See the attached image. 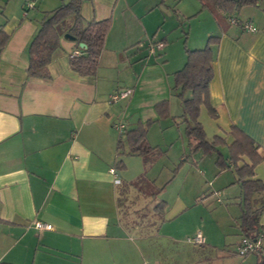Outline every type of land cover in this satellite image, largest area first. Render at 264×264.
<instances>
[{
  "label": "crops",
  "instance_id": "0c3cea01",
  "mask_svg": "<svg viewBox=\"0 0 264 264\" xmlns=\"http://www.w3.org/2000/svg\"><path fill=\"white\" fill-rule=\"evenodd\" d=\"M24 1L0 10V25L9 35L0 51V264H159L149 256L141 228L134 221L123 223V197L142 193L135 180L124 178L123 156L125 166H116L120 132L156 119L155 104L167 99L170 116L155 120L148 132L155 125H176V135L170 141L166 133V139L185 153L172 73L184 64L186 49L200 48L209 35L218 34L209 85L217 111L215 118L208 115L216 124L213 135L233 124L264 150V0L236 15L255 31L230 22L223 28L201 0L191 1L192 12L182 6L178 18L209 15L204 29L194 36L186 33L185 42L176 31L170 36L178 20L172 0H83L85 21L110 19L97 71L83 76L70 68L69 57L78 46L63 34L46 78L27 76L28 45L42 11L67 0H36L30 12L24 11ZM141 42L146 49L149 43L163 46L143 57L137 54ZM127 68L132 77L123 74ZM124 88L132 89L128 97L110 100L111 93ZM148 132L150 145H164ZM254 169L264 180V160ZM179 201L178 208L165 206L163 218L181 209ZM34 220L51 228L37 229ZM259 222L264 226V211Z\"/></svg>",
  "mask_w": 264,
  "mask_h": 264
},
{
  "label": "trees",
  "instance_id": "16d2710c",
  "mask_svg": "<svg viewBox=\"0 0 264 264\" xmlns=\"http://www.w3.org/2000/svg\"><path fill=\"white\" fill-rule=\"evenodd\" d=\"M260 0H201L202 6L210 9L216 19L237 17L239 10L245 5L257 4ZM83 0L62 1L54 8L42 11L36 19L38 28L28 45V77L46 78L49 76L48 65L53 50L58 46L63 34H71L80 51L69 57L70 68L79 75H94L99 64V56L103 50L105 37L110 27V19L85 21L81 15ZM23 3L24 11L30 8ZM35 7V5H34ZM0 13H3L0 11ZM230 22V21H229ZM186 35V31H184ZM9 35L0 25V51L5 46ZM220 35H209L204 46L186 49L184 64L175 70L171 92L178 98L182 108L181 118L185 122L188 154L200 151L203 154H214L215 164L219 172L231 169L234 172L233 183L238 185L237 205L240 208L238 228L240 241L246 237L251 240L260 239L264 248V226L260 217L264 211V180L256 176L255 166L264 160V150L243 130L231 125L223 134H215L208 138L200 121L202 107L211 118L217 111L211 103L209 85L213 78L214 46ZM83 43L84 47H79ZM156 119L139 122L135 127L120 132L116 144V166H125L122 156H140L144 163L151 164L161 155L159 146L150 145L146 138L150 125L158 119L170 116L168 100L155 104ZM158 190V191H157ZM162 190L156 189L154 194ZM166 202L159 200L154 208L160 216L164 215ZM204 244V243H203ZM257 255L256 264H264V251L252 252ZM250 253H246V256Z\"/></svg>",
  "mask_w": 264,
  "mask_h": 264
},
{
  "label": "rangeland",
  "instance_id": "374dc122",
  "mask_svg": "<svg viewBox=\"0 0 264 264\" xmlns=\"http://www.w3.org/2000/svg\"><path fill=\"white\" fill-rule=\"evenodd\" d=\"M16 1L0 0V5L3 6L0 10L6 12V8L13 7ZM191 1L195 3L197 0H172L170 5L173 8V17L178 20L172 32L169 30L170 27H167L172 38L173 31L181 36L179 38L181 42H185L187 34L194 36L207 25L208 12H203L195 18H186L185 21L180 16L178 18L182 6L188 10L187 12L193 10ZM219 21L223 28L232 26L229 19L222 16H219ZM170 41L169 38L168 42ZM137 49V54H142L143 57L151 55L144 42L139 43ZM129 73L130 68L123 72L127 77L129 75L132 77ZM200 119L208 138L212 137L216 124L210 120L204 107ZM176 120L184 133L185 122L181 116L176 117ZM177 132L176 125L167 128L157 125L152 127L148 133L153 134V141L165 143L155 144L159 146L161 155L151 164L144 163L140 157L123 156L127 165L123 169L124 178L135 180L133 181L135 188L143 194L142 196L137 193L136 198L131 194L123 197V223L134 221L141 228L146 250L159 264H256L255 253L246 256L238 253L239 187L233 183L234 172L231 169L219 172L214 154L196 151L182 159V156L189 152L185 134L186 147L183 154L178 144L170 145L166 139L168 138L166 133H170L168 138L170 139ZM145 177L155 180V185L150 184ZM156 187H163L158 194H154ZM180 198L184 205H180L181 209H177L173 215L163 218L152 210L153 205L159 200L166 202L167 210L173 205L178 208L176 204H179ZM197 232L203 235L205 244L188 240Z\"/></svg>",
  "mask_w": 264,
  "mask_h": 264
},
{
  "label": "built area",
  "instance_id": "2783aa9c",
  "mask_svg": "<svg viewBox=\"0 0 264 264\" xmlns=\"http://www.w3.org/2000/svg\"><path fill=\"white\" fill-rule=\"evenodd\" d=\"M35 2L36 0H27L26 5L28 8H33L35 5ZM229 21L232 24H238L242 29H246L250 31L256 30V27L252 25L251 23H249L248 21H240L235 17L230 18ZM162 46H163L162 42L149 43L147 45V50L150 54H153L156 52L157 49L162 48ZM79 53H80L79 49H76L71 53L70 56H74ZM131 92H132L131 88H124V89L116 90L110 94L109 98L111 101H116L118 99L128 97L131 94ZM117 128L119 130H122L123 125L120 123L117 125ZM111 171H113V169H111ZM32 225L37 229H50L51 228L50 223H45L40 220H34ZM188 240L194 243H199V244L205 243V238L200 232H197L193 237L189 238ZM260 251H264V248H262V241L260 239L251 240L246 237H243L241 239V243L238 247V253L240 255H245L246 253L260 252Z\"/></svg>",
  "mask_w": 264,
  "mask_h": 264
},
{
  "label": "water",
  "instance_id": "95a60500",
  "mask_svg": "<svg viewBox=\"0 0 264 264\" xmlns=\"http://www.w3.org/2000/svg\"><path fill=\"white\" fill-rule=\"evenodd\" d=\"M64 37L68 38L70 40H75V37L72 36L71 34H68V33L64 34ZM79 47H84V44L83 43H79Z\"/></svg>",
  "mask_w": 264,
  "mask_h": 264
}]
</instances>
